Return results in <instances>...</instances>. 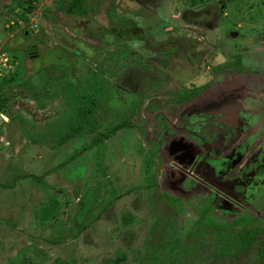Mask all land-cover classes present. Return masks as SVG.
<instances>
[{
  "label": "rangeland",
  "instance_id": "1",
  "mask_svg": "<svg viewBox=\"0 0 264 264\" xmlns=\"http://www.w3.org/2000/svg\"><path fill=\"white\" fill-rule=\"evenodd\" d=\"M186 9L218 25L169 63L163 44L198 36ZM117 25L131 34H98ZM262 71L264 0H0V264H264ZM221 101L253 135L236 165L260 173L243 210L186 173L168 149L184 133L159 114L177 124ZM121 121L136 125L81 151ZM244 229L256 230L251 244L219 250L218 233Z\"/></svg>",
  "mask_w": 264,
  "mask_h": 264
},
{
  "label": "flooded vegetation",
  "instance_id": "2",
  "mask_svg": "<svg viewBox=\"0 0 264 264\" xmlns=\"http://www.w3.org/2000/svg\"><path fill=\"white\" fill-rule=\"evenodd\" d=\"M138 10H143V8L139 7ZM202 11L204 10L197 11L186 9L182 12V15H186V13L195 15V17H192L194 20L191 25L196 27L194 31L198 36L195 37L190 36V34H185V37H183L180 41L185 40L187 42L185 44L179 43V47L172 45L169 41H167L163 44V46H161L166 54L161 53L159 56L160 59L167 60L169 63L181 65V61H178L179 58H177V55H179L178 51L184 48L189 50L192 47L191 41L195 39H204V37L207 36L206 31L211 30L218 25L216 22L212 23L211 21H206ZM127 19L128 18L126 17L124 22L125 24L128 23L127 25H129L130 23V25L133 26V30L142 32V28L137 22H129ZM39 28L40 26L37 29ZM127 28L128 26L122 25L112 26L111 28H105L103 26L100 28L101 31L98 32V34L103 35L105 38H111V36H113V38L120 37L119 39L122 40L125 36H127V34H131L129 32L130 30ZM184 30H186V32L188 31L187 28ZM25 33L27 34V31ZM93 34H97L96 30H93ZM157 35L158 34H156V36ZM155 43L156 42L152 43V45ZM25 52L30 58H37L39 56V49L36 45H32L30 47L26 46ZM187 59L190 61V56H188ZM190 65L191 63H186L185 68H190ZM225 105V102L221 101L218 106L219 108L215 106H207L209 108L206 106L187 108L182 112V117L179 116V118H177L179 121L177 124L164 113L159 112V114L162 115V118L164 117L166 119L167 123L171 125L175 132L184 133V135L179 134V137L174 136L171 138L169 142L170 148L168 146L167 147L170 150V154L172 153L174 158H178H176L177 161L180 160L179 162L184 163L185 165H190L189 170H186V173L193 180L197 181V185L206 186L209 189H215V196L217 194L223 200L228 201L237 208H241V210H243L246 204V198L250 196L254 198L256 194V177L260 173H258V168L246 170V168L238 169V166H236L244 156L245 150L247 148L251 150V147L254 144L251 140L253 135H242L244 130L246 131L247 129V123H245L244 118L245 113H241L238 117L235 115L234 118V115H232L234 107L232 106V108H229L228 112L230 115H228L229 113L226 111L228 106L224 107ZM237 110L244 112L240 106H237L236 112ZM154 118L155 115L152 118H148V121L153 122L155 120ZM185 135L188 137H194L195 141L199 143V146L197 143L194 145L191 140L185 139ZM231 147L233 150L229 154L228 150ZM262 148L263 152L260 168L264 170V147ZM179 162L174 163V165L183 167L180 165L181 163L179 164ZM235 169H238V173L232 174V171ZM178 183V180H173L171 183L173 190L178 188ZM218 205L223 206L224 202H218ZM197 221L200 220H196L195 223Z\"/></svg>",
  "mask_w": 264,
  "mask_h": 264
},
{
  "label": "trees",
  "instance_id": "3",
  "mask_svg": "<svg viewBox=\"0 0 264 264\" xmlns=\"http://www.w3.org/2000/svg\"><path fill=\"white\" fill-rule=\"evenodd\" d=\"M186 98V96H183L182 99ZM92 100H89L87 103L84 104V108H87L88 106L91 107V109H93V103L90 102ZM3 104L2 99H0V107ZM88 111V110H87ZM86 110L83 111V113L87 112ZM68 125L70 126V123L68 122ZM136 124H132L130 122H126V121H121L118 124L106 128L103 132L98 133L92 140L91 142L86 145L81 151H86L90 148H92L93 146L99 144L101 141L106 140L111 138L113 135H115L121 128L126 127V126H135ZM68 126V127H69ZM71 128V126L69 127ZM66 136H63V138ZM64 139L60 140L63 141ZM78 151L75 154H73L69 159L65 160L64 162H62L61 164H59L56 168H61L64 165H66L67 163H69L70 161L74 160L78 155H80V152ZM199 224H198V223ZM194 226L197 225H202L204 226V228L209 227L208 224H204L203 222L197 221ZM194 232V231H193ZM192 230L190 231V234L193 233ZM255 233L256 230H252V229H244L241 232H238L236 234H232L229 236H222L221 233H218V238H217V246H219V250H221L222 252H229L231 247H233L234 244H239V245H243V244H251V241L254 240L255 237ZM258 257L260 259L264 258V241H261L258 247ZM119 258H117L116 260H118ZM120 260V259H119ZM59 264H73L72 262H62Z\"/></svg>",
  "mask_w": 264,
  "mask_h": 264
},
{
  "label": "crops",
  "instance_id": "4",
  "mask_svg": "<svg viewBox=\"0 0 264 264\" xmlns=\"http://www.w3.org/2000/svg\"><path fill=\"white\" fill-rule=\"evenodd\" d=\"M259 73H264V71H262V72H258V73H255V75H256V74L258 75ZM262 75H263V74H262Z\"/></svg>",
  "mask_w": 264,
  "mask_h": 264
},
{
  "label": "water",
  "instance_id": "5",
  "mask_svg": "<svg viewBox=\"0 0 264 264\" xmlns=\"http://www.w3.org/2000/svg\"><path fill=\"white\" fill-rule=\"evenodd\" d=\"M30 50H35V49H30Z\"/></svg>",
  "mask_w": 264,
  "mask_h": 264
}]
</instances>
